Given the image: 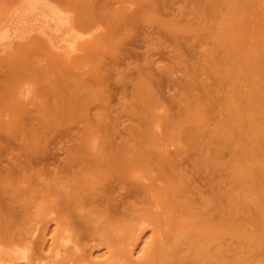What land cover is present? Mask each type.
<instances>
[{"label":"rangeland","instance_id":"rangeland-1","mask_svg":"<svg viewBox=\"0 0 264 264\" xmlns=\"http://www.w3.org/2000/svg\"><path fill=\"white\" fill-rule=\"evenodd\" d=\"M51 1L89 37L68 58L37 36L0 56V243L264 264V0Z\"/></svg>","mask_w":264,"mask_h":264},{"label":"bare ground","instance_id":"bare-ground-1","mask_svg":"<svg viewBox=\"0 0 264 264\" xmlns=\"http://www.w3.org/2000/svg\"><path fill=\"white\" fill-rule=\"evenodd\" d=\"M53 2L19 0L18 5L0 19V56L32 36L41 38L50 49L61 52L66 58L72 57L81 50V44L89 37V33L84 31L87 29L81 30L75 27L65 10H62L64 8L60 9L59 5L56 6ZM91 29H88L89 32ZM19 93L22 101L32 96L29 87ZM69 248L77 249V246L71 236L65 234L58 241L54 253L48 256L47 261H37L29 247L0 243V264H66L63 259Z\"/></svg>","mask_w":264,"mask_h":264}]
</instances>
